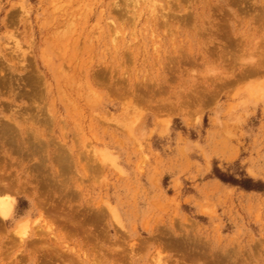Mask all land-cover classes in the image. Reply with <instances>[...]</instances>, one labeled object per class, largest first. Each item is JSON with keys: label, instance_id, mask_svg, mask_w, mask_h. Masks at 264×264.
<instances>
[{"label": "rangeland", "instance_id": "374dc122", "mask_svg": "<svg viewBox=\"0 0 264 264\" xmlns=\"http://www.w3.org/2000/svg\"><path fill=\"white\" fill-rule=\"evenodd\" d=\"M0 181V264H264V0H0Z\"/></svg>", "mask_w": 264, "mask_h": 264}, {"label": "bare ground", "instance_id": "6f19581e", "mask_svg": "<svg viewBox=\"0 0 264 264\" xmlns=\"http://www.w3.org/2000/svg\"><path fill=\"white\" fill-rule=\"evenodd\" d=\"M0 183H1V181H0ZM4 187V186H3ZM15 191H17V190H15ZM18 192V191H17ZM27 192V191H26ZM8 193V192H7ZM19 193H20V190H19ZM4 194V193H3ZM3 194H2V196H3ZM5 195V194H4ZM36 199V198H35ZM37 200V199H36ZM40 200H41V198H40ZM48 200V199H47ZM40 202H42L43 203V201H40ZM40 204V203H39ZM12 206H13V203L9 200V197H8V195L7 196H5L3 199H1L0 200V216L2 217V218H8L9 217V215L11 214V211H12ZM40 206V205H39ZM51 207V206H50ZM54 208V207H53ZM55 208H57V207H55ZM58 209V208H57ZM56 209V210H57ZM55 210V209H54ZM47 211H49L48 209H47ZM51 211V210H50ZM53 211V210H52ZM46 212V211H45ZM50 213H52V212H50ZM70 216H71V214H70ZM0 217V218H1ZM51 217V216H50ZM69 217V216H68ZM76 217H78V215L76 216ZM84 217V216H83ZM96 217V216H95ZM85 218V217H84ZM55 220H56V218H54ZM66 219H67V217H66ZM65 219V220H66ZM75 219H77V218H75ZM81 219V218H80ZM54 220V221H55ZM28 221V220H27ZM62 221H64V220H62ZM67 221H69V220H67ZM86 221H88V220H86ZM0 222H1V219H0ZM29 222V221H28ZM82 222V221H81ZM85 222V221H84ZM78 224V223H77ZM62 225V224H61ZM25 226V225H24ZM24 226H22V227H24ZM3 227V226H2ZM66 227V226H65ZM18 228H20V226L18 227ZM67 228V227H66ZM71 228V227H70ZM84 228V227H83ZM73 229V228H72ZM82 229V228H81ZM80 229V230H81ZM87 229V228H86ZM70 230V229H69ZM84 230V229H83ZM75 231V230H74ZM87 231V230H86ZM15 232V231H14ZM13 232V233H14ZM73 232V231H72ZM93 232V231H92ZM74 233V232H73ZM72 234V233H71ZM92 234V233H91ZM40 235V234H39ZM11 236V235H10ZM39 238V237H38ZM93 238V237H92ZM36 241V240H35ZM12 242H14V240L12 241ZM33 242H34V240H33ZM29 245V244H28ZM33 246V245H32ZM31 247V246H30ZM35 247H36V245H35ZM32 248V247H31ZM52 248V247H51ZM43 249V248H42ZM35 250V249H34ZM59 250V249H58ZM37 251H38V249H37ZM40 251V250H39ZM55 251H57V250H55ZM54 251V252H55ZM51 253V252H50ZM57 253V252H56ZM56 253H54L55 255H56ZM44 255V254H43ZM49 255V254H48ZM62 255V254H61ZM54 256V255H53ZM43 257V256H42ZM49 257V256H48ZM47 257V258H48ZM59 258L60 257H62V256H58ZM44 258V257H43ZM50 258V257H49ZM63 259V258H62ZM51 260V259H50ZM54 260H56V258L54 259ZM59 260V259H58ZM60 261V260H59ZM63 261H65V259L63 260ZM58 262V261H57ZM68 262V261H67ZM66 262V263H67ZM47 263V262H46ZM52 263V262H51ZM64 263V262H63ZM70 263V262H69ZM57 264V263H56ZM78 264V263H77ZM80 264V263H79Z\"/></svg>", "mask_w": 264, "mask_h": 264}]
</instances>
